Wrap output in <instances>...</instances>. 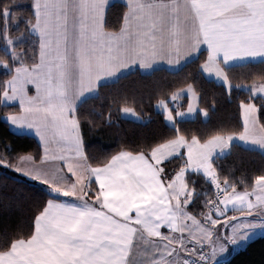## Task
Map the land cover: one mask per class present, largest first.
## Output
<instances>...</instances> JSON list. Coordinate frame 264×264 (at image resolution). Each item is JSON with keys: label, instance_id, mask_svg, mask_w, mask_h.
Masks as SVG:
<instances>
[{"label": "crops", "instance_id": "crops-1", "mask_svg": "<svg viewBox=\"0 0 264 264\" xmlns=\"http://www.w3.org/2000/svg\"><path fill=\"white\" fill-rule=\"evenodd\" d=\"M114 1L126 11L119 30L108 31L105 10ZM33 10L37 61L13 69L7 81L13 98L2 101L18 110L3 118H13L12 130L31 135L41 147L39 160L22 155L13 169L45 188L63 178L68 190L66 196L52 194L32 234L1 252L0 264H184L192 255L188 244L209 247L208 264L224 259L236 239L221 242L215 231L225 220L226 229L234 219L264 222V179L247 191H227L221 212L196 217L187 209L192 193L184 176L197 171L213 183V157L239 143L251 113L244 119L241 113L239 134L205 141L178 135L147 155L119 151L91 166L74 109L102 83L135 69L176 70L201 50L202 73L217 74L229 88L224 66L264 62V0H33ZM259 131L253 127L250 134L264 148ZM179 154L184 165L163 177L159 166ZM91 180L97 188L88 196Z\"/></svg>", "mask_w": 264, "mask_h": 264}, {"label": "trees", "instance_id": "trees-1", "mask_svg": "<svg viewBox=\"0 0 264 264\" xmlns=\"http://www.w3.org/2000/svg\"><path fill=\"white\" fill-rule=\"evenodd\" d=\"M125 11L124 3L111 2L105 10L104 28L119 30ZM34 20L33 0H0V62L4 65L0 63V253L14 241L32 234L36 216L53 197L42 185L13 169L22 155L30 154L34 160H39L41 147L31 135L13 131L3 118L4 114L18 110L15 103H4L1 99L13 69L37 61L38 36L32 30ZM7 38H16L12 50L8 48ZM205 57L206 51L201 50L176 70L129 71L100 84L95 95L82 99L74 115L87 163L103 165L119 151L147 155L155 146L178 135L205 141L215 135L239 134L243 129L241 102L255 105L257 120L264 130V95L253 94L248 88L255 81H264V62L224 66L229 82L226 88L202 73L200 65ZM187 85L193 87L198 106L207 116L203 118L197 113L192 118H175L174 123L169 124L163 112L155 108V103L168 102L173 92ZM186 103L183 95L177 107L170 109L175 113ZM123 107L133 108L146 119L136 121L122 117ZM183 165L181 154L167 159L162 176L171 177ZM211 165L216 178L225 182L226 191H247L258 178L264 179V151L238 142L231 143L226 153L213 157ZM184 180L192 193L187 209L199 217L208 211L206 201L212 197V183L192 170L185 173ZM88 188L87 195H93L97 188L93 180ZM217 264H264V235L234 250L225 261Z\"/></svg>", "mask_w": 264, "mask_h": 264}, {"label": "rangeland", "instance_id": "rangeland-1", "mask_svg": "<svg viewBox=\"0 0 264 264\" xmlns=\"http://www.w3.org/2000/svg\"><path fill=\"white\" fill-rule=\"evenodd\" d=\"M7 41H8V48L11 49L12 45L16 41V38H13V39L7 38ZM15 56L17 57V54H15ZM1 64L3 65V63ZM205 75H207V78L212 77V79H214L217 82L221 81L220 80L221 78L217 74L212 75V74H208V72H205ZM7 81L5 83L4 98L2 99L3 101H6L5 99L6 96L7 98L9 97L8 99L13 98V96L10 97L9 91H7L8 87L11 84L10 82L8 83ZM248 88L253 94L264 95V81H255L254 83L248 85ZM183 95H185L187 98L186 106L183 109L178 108V110H176V112L173 113L170 107H177ZM240 107H241V113H242L243 119L249 116V112H250L251 113L250 115L253 118V122L249 123L247 131L241 135L240 140H238L239 143L246 147H251V148L254 147L259 150L263 149L261 151H264L263 141H261V138H259V136L257 137L251 136L250 134V132L253 130V127H255L256 130H260L259 135L264 136V130L260 126L258 120L255 118V112H256L255 105L251 102L250 103L241 102ZM155 108L163 112L164 118L166 122L169 124H173L174 119L179 116L186 117V118H192L197 113H199L200 116L203 118H206L207 116L206 111L199 108L198 101H197V94L191 85H187L181 88V90H176L175 92H173L169 96L168 102L167 100H159L158 102L155 103ZM121 116L127 119L136 120V121H144L146 119L142 115L138 114L131 107H123L121 109ZM5 118L7 119V116H5ZM7 121H9V127L11 129H16V127L13 124V118L9 119L8 117ZM26 167L28 168V165H26ZM159 169L162 174H164L166 171L165 167L163 166H159ZM37 175L39 176V174ZM53 181L55 182L54 185L46 186V188L43 185L42 186L53 195L59 193V194H62L63 196H66V192L68 189H66L67 185L63 183L64 179L63 178L61 179L60 177H55L53 178ZM74 181L76 182V187H78L79 181H76V180ZM88 190L89 189L85 190V193H87ZM72 198L77 200V198L74 196ZM208 211L215 213L214 211H210V210ZM226 222L227 220H225L222 223L218 231L217 230L215 231L216 237H218V239L221 242L227 241L228 239H236V242L228 245L227 249L229 253L227 255H226V251H227L226 249L222 251V254L226 255L225 258L230 256L234 250L236 251L240 249L241 246H245L252 239L264 235V222L261 219L250 218L248 220L243 219V220H237V221H235L234 219L232 221V223L234 224L232 226H230L231 225L230 224L227 229L225 228ZM206 248L208 250V256H209V254L211 253V250L207 246ZM209 264H212V263H209ZM213 264H217V263H213Z\"/></svg>", "mask_w": 264, "mask_h": 264}, {"label": "built area", "instance_id": "built-area-1", "mask_svg": "<svg viewBox=\"0 0 264 264\" xmlns=\"http://www.w3.org/2000/svg\"><path fill=\"white\" fill-rule=\"evenodd\" d=\"M213 194L206 201L207 210L219 212L222 207L225 196V182L222 179L216 178L213 182ZM187 248L192 255L188 256L184 264H207L208 250L205 245L188 244Z\"/></svg>", "mask_w": 264, "mask_h": 264}, {"label": "water", "instance_id": "water-1", "mask_svg": "<svg viewBox=\"0 0 264 264\" xmlns=\"http://www.w3.org/2000/svg\"><path fill=\"white\" fill-rule=\"evenodd\" d=\"M225 259H226V258H224V259H222V260H220V261H225ZM220 261H219V262H220Z\"/></svg>", "mask_w": 264, "mask_h": 264}]
</instances>
